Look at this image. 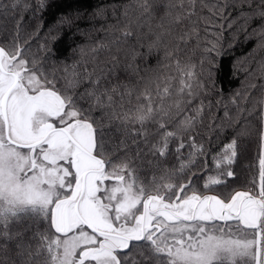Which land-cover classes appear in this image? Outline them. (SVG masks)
I'll return each mask as SVG.
<instances>
[{"label":"snow or ice","instance_id":"1","mask_svg":"<svg viewBox=\"0 0 264 264\" xmlns=\"http://www.w3.org/2000/svg\"><path fill=\"white\" fill-rule=\"evenodd\" d=\"M20 3L13 0L11 7ZM134 3L146 21L162 7L158 27L163 35L172 36L192 15L195 0ZM38 6L43 8L44 0ZM173 8L179 11L174 13ZM253 16L264 20V8L249 19ZM194 31H183L177 39L187 43ZM257 31L264 41V24ZM133 34L130 27L122 33L124 37ZM163 35L157 36L152 47L162 43ZM214 50L215 45L208 49ZM37 63L24 56L18 40L14 47L0 45V240H15L17 255L27 252L25 264H150L153 259L156 264H239L241 259L247 264H264V111L259 131L261 188L258 193L235 192L226 201L201 195L191 181L176 185L166 170L159 178L154 172L145 183L127 159L115 164L109 157L125 148L126 141L114 144L112 153L106 151L102 130L88 112L93 107H112L118 89L114 86L101 92L100 78L74 74L67 82L69 88L89 85L77 99L56 90ZM174 66L180 74L177 95L193 96V66L182 65L178 58ZM126 94L131 96L132 90ZM171 94L170 83L163 88L158 84L156 95L161 103L154 106L153 93L146 88L141 95L147 104L118 119L124 125H141L133 134L143 135L146 121L157 113L167 115L163 101ZM79 101L89 104V109ZM176 107H180L178 102ZM194 123L195 118L182 121L186 129ZM159 127L165 130L160 133L161 142L151 145V152L164 158L169 139L177 134L166 130L163 118ZM246 135L248 130L242 129L214 157L217 175L208 177L205 191L225 183V174L234 177L231 166L239 155L240 137ZM183 147L181 142L178 151ZM192 147L193 157L203 154V146L193 143ZM192 163L194 159L182 162L180 171ZM155 166L159 168V163ZM25 220L31 223L24 225ZM17 224L23 226L22 231L14 230ZM33 225L35 231L28 239L36 241L35 250L24 236ZM136 248L142 259L133 254Z\"/></svg>","mask_w":264,"mask_h":264},{"label":"trees","instance_id":"2","mask_svg":"<svg viewBox=\"0 0 264 264\" xmlns=\"http://www.w3.org/2000/svg\"><path fill=\"white\" fill-rule=\"evenodd\" d=\"M177 2L171 0L173 4ZM12 3L13 0H0V45L14 47L18 40L24 56L29 62H38L37 68L53 81L56 90L77 99L89 85L85 82L69 88L67 82L74 74L83 77L91 73L94 79L100 78L101 92L114 86L118 89L113 94L112 107H93L88 112L102 130L106 151L112 153L114 144L126 141L125 148L109 157L115 164L127 159L145 183L151 181L154 172L159 178L166 170L176 185L191 181L201 195L212 191L226 201L238 191L259 192V131L264 111V47L260 45L264 41L257 30L264 20L249 17L264 8L262 0H195L192 15L172 36L163 35V29L158 27L164 14L162 7L146 21L140 17L134 0H44L43 8L38 6L39 0H21L16 8L11 7ZM184 10H189L187 2ZM126 27L131 28L132 36L122 35ZM193 28L187 43L177 39L183 31ZM158 35H163V41L152 47ZM214 45L215 50L208 51ZM175 58L182 65L193 66L195 94L191 97L177 95L180 74L174 66ZM168 83L172 94L163 101L167 115L157 113L145 122L143 135H134L141 125H124L118 117L128 111L134 114L137 107L147 104L141 95L146 88L153 93L154 106L159 105L157 85L163 88ZM128 89L132 90L131 96L126 94ZM79 103L85 110L90 107L84 101ZM162 118L166 130L177 134L169 139L164 158L151 152V145L161 142L160 133L165 130L159 127ZM185 118H195L194 126L186 129L182 124ZM245 128L249 135L240 137L239 155L231 166L234 177L225 174V183L205 191V180L217 175L214 157ZM181 142L184 147L178 151ZM193 143L203 146V154L191 155L195 151ZM193 159L194 163L181 172V163ZM35 227L24 233L26 244H31L33 250L36 241L28 237ZM13 228L23 230L19 224ZM17 251L15 240H0V264H25L27 252L18 256ZM140 251L132 249L137 259H142Z\"/></svg>","mask_w":264,"mask_h":264},{"label":"rangeland","instance_id":"3","mask_svg":"<svg viewBox=\"0 0 264 264\" xmlns=\"http://www.w3.org/2000/svg\"><path fill=\"white\" fill-rule=\"evenodd\" d=\"M262 43H264V42H262ZM263 48V47H262ZM263 52H264V49H263ZM208 179V178H207ZM207 179L205 180V182L207 181ZM205 182H204V185H205ZM108 183H112V181H109ZM207 195H215L214 193H212V191L211 192H209ZM217 196V195H216ZM230 200V199H229ZM89 231V230H88ZM239 263L240 264H247V262L245 261V260H243V259H241L240 261H239ZM86 264H88V262H86Z\"/></svg>","mask_w":264,"mask_h":264},{"label":"water","instance_id":"4","mask_svg":"<svg viewBox=\"0 0 264 264\" xmlns=\"http://www.w3.org/2000/svg\"><path fill=\"white\" fill-rule=\"evenodd\" d=\"M89 231H91V230L89 229ZM133 242H135V241H133Z\"/></svg>","mask_w":264,"mask_h":264}]
</instances>
